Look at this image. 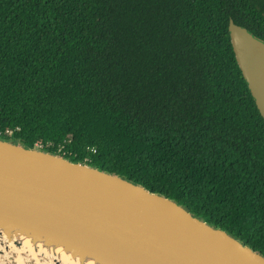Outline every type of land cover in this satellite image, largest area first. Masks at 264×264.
Masks as SVG:
<instances>
[{"label": "trees", "instance_id": "trees-1", "mask_svg": "<svg viewBox=\"0 0 264 264\" xmlns=\"http://www.w3.org/2000/svg\"><path fill=\"white\" fill-rule=\"evenodd\" d=\"M230 19L264 40V0H0V136L125 176L264 254V117Z\"/></svg>", "mask_w": 264, "mask_h": 264}, {"label": "water", "instance_id": "water-1", "mask_svg": "<svg viewBox=\"0 0 264 264\" xmlns=\"http://www.w3.org/2000/svg\"><path fill=\"white\" fill-rule=\"evenodd\" d=\"M264 117V40L230 19ZM0 230L100 264H264V254L177 200L86 161L0 136Z\"/></svg>", "mask_w": 264, "mask_h": 264}, {"label": "bare ground", "instance_id": "bare-ground-1", "mask_svg": "<svg viewBox=\"0 0 264 264\" xmlns=\"http://www.w3.org/2000/svg\"><path fill=\"white\" fill-rule=\"evenodd\" d=\"M0 264H100L93 257L83 261L74 257L63 246L46 245L25 235H13L10 239L0 230Z\"/></svg>", "mask_w": 264, "mask_h": 264}, {"label": "built area", "instance_id": "built-area-1", "mask_svg": "<svg viewBox=\"0 0 264 264\" xmlns=\"http://www.w3.org/2000/svg\"><path fill=\"white\" fill-rule=\"evenodd\" d=\"M9 132L12 133V130H9ZM36 148H43V146L42 145H38V146H36Z\"/></svg>", "mask_w": 264, "mask_h": 264}]
</instances>
